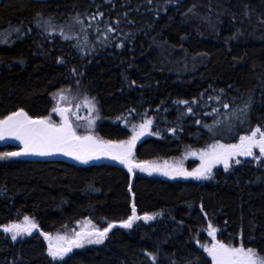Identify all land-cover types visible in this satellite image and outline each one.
<instances>
[{
  "label": "trees",
  "instance_id": "obj_1",
  "mask_svg": "<svg viewBox=\"0 0 264 264\" xmlns=\"http://www.w3.org/2000/svg\"><path fill=\"white\" fill-rule=\"evenodd\" d=\"M60 90L93 100L100 120L89 132L103 139L126 140L151 120L137 160L264 132V0H2L0 118L22 109L54 122ZM193 177L135 174L136 212L154 219L54 260L38 234L11 241L5 225L29 216L63 233L124 221L126 172L0 159V264H212L210 224L217 241L264 257V160Z\"/></svg>",
  "mask_w": 264,
  "mask_h": 264
},
{
  "label": "snow or ice",
  "instance_id": "obj_2",
  "mask_svg": "<svg viewBox=\"0 0 264 264\" xmlns=\"http://www.w3.org/2000/svg\"><path fill=\"white\" fill-rule=\"evenodd\" d=\"M102 15V14H101ZM94 18V17H93ZM73 20L76 24H83V21L79 19V17H74ZM45 23H51V21H46ZM74 28V25H69V30L71 31ZM109 31H113V29L109 28ZM15 31L19 32L20 29H15ZM64 39H71L72 37L69 35H65L63 31L60 33ZM61 99H65L61 97ZM195 101H193L194 103ZM182 103H188L187 101H183ZM225 108L228 107L227 104L223 105ZM94 108V105H93ZM246 110V108H245ZM53 111H61L59 108H54ZM63 111H67L66 109ZM191 111V109H189ZM214 111H216L214 109ZM16 117H24L23 120H17ZM152 123L151 120L145 121L144 124L140 125L141 131L135 135H133L132 139L127 142H121L120 144H114L113 142H101V145L106 149H120L119 152H106V154L111 155V158L114 160H119L121 163H125L129 165V171L132 170V167H137L141 171H148L147 164H135L132 165L128 160V157L131 156V148L134 147L135 141L139 138L140 135H143V130ZM211 127V126H208ZM6 131L14 132L16 139H23L26 150L23 153L14 152V153H5L0 155V159H4L6 157L11 156H19V155H28L30 152L34 155L46 156L52 154V149L57 151H63L65 155H73L76 159L81 160L82 163H87L88 159H91V155H88L87 158L80 155L81 152H89L91 151L89 145L86 142L93 141V137L91 136H77L75 130L72 128L71 124L68 123L67 118H65L64 125L60 127L53 126L47 123L45 120H32L23 112L14 113L12 116L7 117L5 120L0 121V139L4 138V133ZM257 133H260L261 139L259 141L255 140V136ZM253 147H259L260 155L264 156V132H261L259 128L256 129L255 132L252 133L251 136L241 137V143L239 145H215L213 146V151L210 154H206L210 156V160L205 162L202 165L201 169H198L195 175L197 178H209L208 174L211 172V164L213 162L220 163L223 162L225 169L228 168V160L230 157L234 155H242V156H252L253 155ZM222 149L223 151H216V149ZM236 163H240L239 160L235 161ZM151 174V172H149ZM164 175H168L167 172L163 173ZM177 174L185 175V173L181 170L178 171ZM186 175H193V173H186ZM153 216L145 215V216H137L135 206L132 209V215L128 217V219L121 223V227L123 228H131L135 221L144 220L151 221L153 220ZM27 221L28 218L25 217ZM31 227H35L34 224ZM115 227L113 224H109L103 230L94 229L92 231H82L75 233V239L68 241V247L65 248H53L51 244H49V255L53 257L54 260H63L64 256L67 253H70L73 249L79 248L83 246L84 242L89 244L91 243H102L106 238L108 232ZM16 229L15 232L13 230ZM210 235H215V228L212 225H209ZM4 232H13L12 240H16L17 236L21 234L18 225L5 226L3 229ZM24 231H28V229H24ZM30 234V232H29ZM59 240L65 239V237H58ZM205 250L212 256L213 264H264V259L258 260L256 257V253L251 249H245L241 244L238 247L225 245L224 243L216 242L212 245V247L205 248Z\"/></svg>",
  "mask_w": 264,
  "mask_h": 264
},
{
  "label": "rangeland",
  "instance_id": "obj_3",
  "mask_svg": "<svg viewBox=\"0 0 264 264\" xmlns=\"http://www.w3.org/2000/svg\"><path fill=\"white\" fill-rule=\"evenodd\" d=\"M61 97H64L65 99H61ZM52 100H53V107H52L51 111L56 118L53 123L57 122V119H58L56 117V115L54 114L53 109L56 107H60V106H69L70 107V110L68 113L69 119L71 121V124H72L74 130L79 134H82V133L94 134V133L89 132V131H91V128L100 120V118L98 115L97 107H96L95 103L93 102V100H90L89 98H86L83 96L76 97L75 95H72L68 90H60V91L56 92ZM93 105H94V108H93ZM141 124L142 123H139L138 125L133 127V129L131 130L130 137L126 140H131L133 135H135L141 131V129H140ZM143 132H144V134L140 135L138 139H141L145 136H149L151 134L149 125L143 130ZM253 132H255V131H253ZM252 133H250L249 135H246V136H251ZM241 137H244V136H241ZM241 137H239L238 140L233 144H224V143H220V142H214L210 145H207V146L201 147V148H195V149L186 148L179 155H177L175 157H171V158H167V159H157L156 161H158L159 163H162L165 167L173 168L176 171V173L171 172L168 175H164L163 176L164 178L182 179L183 180V179H186L187 177H185V176L180 177L177 174L178 171L182 170V171H189L192 173H196L198 169L202 168V165H204L205 162L210 160V156L206 155V154L212 153L213 146H215V145L228 146V145H234V144L239 145L241 143ZM254 139L259 141L261 139L260 133H257ZM216 151H223V150L217 148ZM252 151H253L252 156L234 155V156L230 157L228 160L229 166L227 169H225L223 162H220V163L213 162L211 164V172L208 174L209 178H202V180L204 181V180L211 179L212 172L214 169H221V170L225 171V170H228L229 168L239 164V163L235 162L237 160H239L240 162L243 161L244 159H251L254 161L262 160V159L264 160V156L260 155L259 147H253ZM189 162H191V164H190L191 168L190 169L187 167ZM191 179L195 180V181L200 180L199 178H196V177H193ZM25 217L28 218L27 221L25 220ZM32 224L35 225L34 228L31 227ZM11 225H18L19 230L21 231V234L17 236L16 240H12V238H11L13 235V232H15L16 229H14L13 232H7V235L9 236L11 241L22 240L25 237L30 236L32 234H38L44 240V242L46 244V253L48 256H50L49 255V244H51L53 246V248H57V247L65 248V247L69 246L68 241L75 239V233L82 232V231H85V232L86 231H92V230H86L85 227L83 226V227H79L77 230H75L73 232L66 231L63 233H44L43 231H41V229L39 228L37 223L29 216H23L18 222L10 223V224H7L5 226H11ZM24 229H28V231H24ZM29 232H30V234H29ZM58 237H65V239L59 240ZM220 243H222V242H220ZM91 245H97V244L96 243L89 244L87 242H84L83 246L79 247V248H83V247L91 246ZM212 245H213V243L210 240L209 242L204 244L203 247H204V249L206 247L210 249L212 247ZM79 248L73 247L72 251L79 249ZM207 254L209 255L208 252H207ZM50 257L53 259L52 256H50ZM256 257L258 258V260L264 259V257L259 256L257 253H256ZM212 264H213V261H212Z\"/></svg>",
  "mask_w": 264,
  "mask_h": 264
},
{
  "label": "water",
  "instance_id": "obj_4",
  "mask_svg": "<svg viewBox=\"0 0 264 264\" xmlns=\"http://www.w3.org/2000/svg\"><path fill=\"white\" fill-rule=\"evenodd\" d=\"M2 0H0L1 2ZM32 2H45L48 0H30ZM59 108L61 111H54V114L56 115L57 122L53 123L51 121H49L48 118L45 117H31L29 115H27L22 109H18L14 112H11L9 114H7L6 116L0 118V121L5 120L7 117L12 116L14 113H18V112H23L27 115V117H29L32 120H45L47 123L56 126V127H60L64 125V121L65 118H67L68 123L71 124V121L69 119V110L70 107L69 106H60V107H56ZM67 110V111H63V110ZM15 119L17 120H23L24 117H16ZM72 126V124H71ZM73 128V126H72ZM74 129V128H73ZM76 132V131H75ZM77 136H91L93 137V141L91 142H86L87 145H89L91 151L89 152H81L79 153L80 155L84 156L85 158H87L88 155H91V159H88L87 163H82L81 160L76 159L73 155H65L63 151H57L55 149H52V154L50 155H46V156H40V155H34L31 154V152L28 155H19V156H12L13 158H16L18 160H22V161H37V162H64L70 165H73L75 167H90V166H100V165H106V166H111V167H116V168H120L122 170H124L128 176V187H127V193L128 196L130 197V208H131V214L132 215V209L134 206V198H133V194L131 192V188H132V183H133V179L135 174L141 175V176H145V177H163V173L167 172H174L175 170L173 168H167L165 167L162 163H159L156 160H137L135 158V148H136V144L138 142V139L135 141V145L134 147L131 148V156L128 157V160L131 162L132 165L135 164H147L148 166V171H141L139 168L137 167H132V170L129 171V165L125 164V163H121L119 160H114L111 158V155L106 154V152H119L121 151L120 149H106L101 145V142H113L114 144H120L121 142H127L130 140H108V139H103L100 138L99 136H96L94 134L91 133H82L79 134L76 132ZM9 146L11 148H14V150L12 151V153L14 152H19V153H23L26 150V146L24 143L23 139H16L15 138V133L14 132H10V131H6L4 133V138L0 139V147H6ZM149 172H151V174H149ZM185 173V175H180L178 174L180 177H192L193 175H186V173H192L189 171H183ZM178 173V172H177ZM136 209V208H135ZM136 215L138 216L137 212ZM128 219V218H127ZM126 219V220H127ZM124 220V221H126ZM112 222L110 224L115 225V227H121V223L124 222ZM107 227V226H106ZM113 227V228H115ZM112 228V229H113ZM111 229V230H112ZM103 230V229H102ZM110 230V231H111ZM109 231V232H110ZM108 232V233H109ZM210 232V229L208 230V234ZM211 241L212 243H216L217 239L215 238V235L213 237V235H210ZM219 242V241H218ZM211 260L212 256L210 255Z\"/></svg>",
  "mask_w": 264,
  "mask_h": 264
},
{
  "label": "flooded vegetation",
  "instance_id": "obj_5",
  "mask_svg": "<svg viewBox=\"0 0 264 264\" xmlns=\"http://www.w3.org/2000/svg\"><path fill=\"white\" fill-rule=\"evenodd\" d=\"M244 160H247V159H244ZM244 160H243V161H244ZM243 161H241V162H243ZM241 162H240V163H241ZM170 173H171V172H170ZM174 173H176V171H174ZM168 174H169V173H168ZM193 174H195V173H193ZM163 176H164V175H163ZM194 177H196V178H197V176H196V175H194ZM199 179H200V180H202V178H199Z\"/></svg>",
  "mask_w": 264,
  "mask_h": 264
}]
</instances>
